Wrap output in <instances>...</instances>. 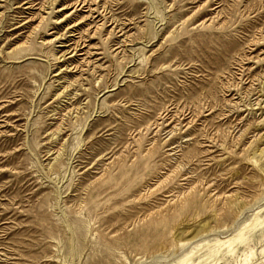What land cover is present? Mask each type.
<instances>
[{"label":"rangeland","instance_id":"obj_1","mask_svg":"<svg viewBox=\"0 0 264 264\" xmlns=\"http://www.w3.org/2000/svg\"><path fill=\"white\" fill-rule=\"evenodd\" d=\"M0 264H264V0H0Z\"/></svg>","mask_w":264,"mask_h":264},{"label":"bare ground","instance_id":"obj_2","mask_svg":"<svg viewBox=\"0 0 264 264\" xmlns=\"http://www.w3.org/2000/svg\"><path fill=\"white\" fill-rule=\"evenodd\" d=\"M99 26V25H98ZM33 33V32H32Z\"/></svg>","mask_w":264,"mask_h":264}]
</instances>
